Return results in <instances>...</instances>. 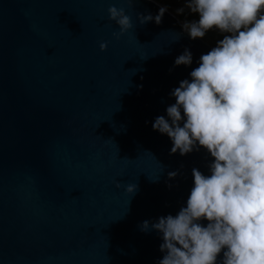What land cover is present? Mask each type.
<instances>
[{"label": "water", "instance_id": "water-1", "mask_svg": "<svg viewBox=\"0 0 264 264\" xmlns=\"http://www.w3.org/2000/svg\"><path fill=\"white\" fill-rule=\"evenodd\" d=\"M113 5L133 25L119 40L107 14ZM161 7L0 0V264L163 258L151 225L186 206L192 169L208 176L214 158L199 145L172 154L169 137L152 128L158 116L168 119L171 92L213 48L191 39L168 9L159 24L137 19ZM186 49L191 64L175 65Z\"/></svg>", "mask_w": 264, "mask_h": 264}, {"label": "clouds", "instance_id": "clouds-1", "mask_svg": "<svg viewBox=\"0 0 264 264\" xmlns=\"http://www.w3.org/2000/svg\"><path fill=\"white\" fill-rule=\"evenodd\" d=\"M185 6L199 14L182 24L191 39L212 29L229 35L200 56L190 81L171 92L175 103L166 109L168 119L158 116L152 124L172 141L170 153L183 156L199 145L214 158L210 175L192 169L186 206L151 225L163 240L158 264H216L221 252V264H264V0H185ZM165 11L137 19L159 24ZM107 14L119 29L114 39L132 28L124 8L110 6ZM107 47V41L99 43L100 51ZM191 62L186 49L174 64ZM141 227L147 230L149 222Z\"/></svg>", "mask_w": 264, "mask_h": 264}, {"label": "trees", "instance_id": "trees-1", "mask_svg": "<svg viewBox=\"0 0 264 264\" xmlns=\"http://www.w3.org/2000/svg\"><path fill=\"white\" fill-rule=\"evenodd\" d=\"M161 5L166 7L168 10L174 8L176 12V17L181 22H191L197 21L199 19L198 13H192L190 10L185 6V0H157ZM178 9H184L183 12H177ZM224 35H229L228 33H221L217 29L209 30L205 33L204 37L202 38L206 42H208L212 47H215L217 42L223 39Z\"/></svg>", "mask_w": 264, "mask_h": 264}, {"label": "rangeland", "instance_id": "rangeland-1", "mask_svg": "<svg viewBox=\"0 0 264 264\" xmlns=\"http://www.w3.org/2000/svg\"><path fill=\"white\" fill-rule=\"evenodd\" d=\"M158 2V1H157ZM159 3V2H158ZM172 14H174L176 16V12L174 10V8H171V10H169ZM181 22V21H180ZM181 24H183V22H181Z\"/></svg>", "mask_w": 264, "mask_h": 264}]
</instances>
